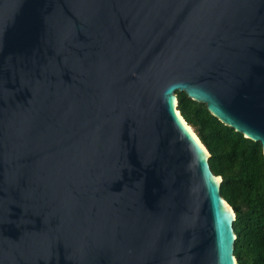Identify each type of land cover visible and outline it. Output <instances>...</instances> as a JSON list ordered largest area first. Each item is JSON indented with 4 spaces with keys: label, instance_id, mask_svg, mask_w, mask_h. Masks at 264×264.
Returning <instances> with one entry per match:
<instances>
[{
    "label": "water",
    "instance_id": "1",
    "mask_svg": "<svg viewBox=\"0 0 264 264\" xmlns=\"http://www.w3.org/2000/svg\"><path fill=\"white\" fill-rule=\"evenodd\" d=\"M176 92L264 155V0H0V264H237Z\"/></svg>",
    "mask_w": 264,
    "mask_h": 264
},
{
    "label": "trees",
    "instance_id": "2",
    "mask_svg": "<svg viewBox=\"0 0 264 264\" xmlns=\"http://www.w3.org/2000/svg\"><path fill=\"white\" fill-rule=\"evenodd\" d=\"M177 110L210 154L220 193L235 214L237 264H264V155L258 142L225 126L206 106L176 92Z\"/></svg>",
    "mask_w": 264,
    "mask_h": 264
}]
</instances>
